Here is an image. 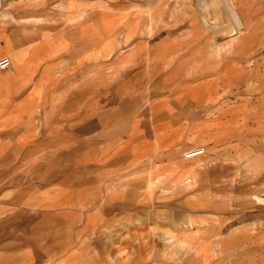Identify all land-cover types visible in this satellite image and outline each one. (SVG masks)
<instances>
[{"label":"rangeland","instance_id":"rangeland-1","mask_svg":"<svg viewBox=\"0 0 264 264\" xmlns=\"http://www.w3.org/2000/svg\"><path fill=\"white\" fill-rule=\"evenodd\" d=\"M217 1L0 0V264H264V0Z\"/></svg>","mask_w":264,"mask_h":264},{"label":"bare ground","instance_id":"bare-ground-1","mask_svg":"<svg viewBox=\"0 0 264 264\" xmlns=\"http://www.w3.org/2000/svg\"><path fill=\"white\" fill-rule=\"evenodd\" d=\"M212 1V0H211ZM213 2H215V3H213V4H215L216 6H217V4L216 3H218V1L217 0H213ZM208 5L209 4H207V7H208ZM212 5V4H211ZM206 6V5H205ZM218 7V6H217ZM229 8V7H228ZM206 9V8H205ZM209 10V9H208ZM229 10H230V14H231V16L233 17V19H234V21L237 23V27L239 28L240 26H242V24H241V22H240V20H239V18H238V15L236 14V12H235V10L233 9V7H231V5H230V8H229ZM202 11V10H201ZM204 11H206V10H204ZM218 12V11H217ZM207 13V12H206ZM205 15V14H204ZM219 14H217L216 16H218ZM207 16V15H206ZM203 17V16H202ZM214 19V18H213ZM209 18L208 17H203V22L205 23V25L206 24H208L209 23ZM218 21V20H217ZM211 22V21H210ZM213 22V21H212ZM230 25V24H229ZM209 26V25H208ZM212 27H216V29H217V27H219L218 26V24H213V25H211ZM241 28V27H240ZM228 30V29H227ZM13 68V67H12ZM169 235V234H168ZM171 235H169L168 236V238H166V241H170V242H174V239H173V237H170ZM173 236V235H172ZM186 236V235H185ZM163 237H167V234H165V235H163ZM175 237V236H174ZM192 238V237H191ZM188 242V241H187ZM182 244L184 245L185 243L182 241ZM10 250V249H9ZM186 250V249H185ZM34 254V253H33ZM33 257H34V255H33ZM41 262V261H40Z\"/></svg>","mask_w":264,"mask_h":264},{"label":"built area","instance_id":"built-area-1","mask_svg":"<svg viewBox=\"0 0 264 264\" xmlns=\"http://www.w3.org/2000/svg\"><path fill=\"white\" fill-rule=\"evenodd\" d=\"M0 68L2 69H10L12 68V62L9 57H3L0 59ZM227 264H233L232 262H229Z\"/></svg>","mask_w":264,"mask_h":264},{"label":"crops","instance_id":"crops-1","mask_svg":"<svg viewBox=\"0 0 264 264\" xmlns=\"http://www.w3.org/2000/svg\"><path fill=\"white\" fill-rule=\"evenodd\" d=\"M13 68H14V66H13ZM15 79H17V78H15ZM2 82V80H1V77H0V83ZM3 83V82H2ZM2 131V130H1ZM9 149H11V151H14L16 148L15 147H11L10 146V143H0V152L2 151V152H4L5 150H9ZM13 250H16L15 252H17L18 250H20L19 249V247L18 246H14L13 247Z\"/></svg>","mask_w":264,"mask_h":264}]
</instances>
